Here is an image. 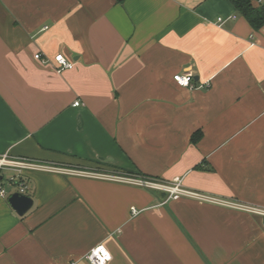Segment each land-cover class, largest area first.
Listing matches in <instances>:
<instances>
[{"label":"crops","instance_id":"0c3cea01","mask_svg":"<svg viewBox=\"0 0 264 264\" xmlns=\"http://www.w3.org/2000/svg\"><path fill=\"white\" fill-rule=\"evenodd\" d=\"M2 155L57 171L23 172V216L0 172V264H264L260 216L81 175L264 208V25L231 0H0Z\"/></svg>","mask_w":264,"mask_h":264},{"label":"built area","instance_id":"2783aa9c","mask_svg":"<svg viewBox=\"0 0 264 264\" xmlns=\"http://www.w3.org/2000/svg\"><path fill=\"white\" fill-rule=\"evenodd\" d=\"M254 1L257 5H262L264 3V0H254ZM218 21L220 22L221 19H218ZM34 58L43 64H51L53 69L57 73H61L65 70L72 69L74 66V63L66 59L62 54L55 55L52 60L43 57L39 53L35 54ZM172 79L173 82L179 87L188 88V89H193L195 87L193 83V75L190 72H186L183 74H175L172 77ZM72 106L79 107L81 106V103L79 101H75L72 104ZM25 170L57 171V169H53L33 162H28L26 160L13 159L8 157L7 155L0 156V172L2 171L13 172V176L10 177L9 181L11 185L17 188L16 193L20 195H25L26 192V184L23 179V172ZM81 175H86L94 179L110 180L114 182L130 184L148 190L164 192L167 194V199L176 200L179 197H190L204 201L222 203L230 207L236 208L238 210L262 217L263 221L261 227L264 233V208L239 204V203L222 202L216 199L205 197L185 189L181 185L180 180H175L172 183L164 184L140 176L135 177V176L120 175V174H107V173H84V174L82 173ZM5 195H6L5 191L0 187V196L5 197ZM131 211H132V215H136L138 213L134 208H132ZM85 258L89 264H108L111 260V256L109 252L101 244L91 248L89 252L86 254Z\"/></svg>","mask_w":264,"mask_h":264},{"label":"trees","instance_id":"16d2710c","mask_svg":"<svg viewBox=\"0 0 264 264\" xmlns=\"http://www.w3.org/2000/svg\"><path fill=\"white\" fill-rule=\"evenodd\" d=\"M231 2L253 29L258 30L264 25V3L257 5L254 0H231ZM198 134H193L194 140Z\"/></svg>","mask_w":264,"mask_h":264},{"label":"water","instance_id":"95a60500","mask_svg":"<svg viewBox=\"0 0 264 264\" xmlns=\"http://www.w3.org/2000/svg\"><path fill=\"white\" fill-rule=\"evenodd\" d=\"M8 202L19 216H23L32 207V200L28 196L18 193L11 194L8 198Z\"/></svg>","mask_w":264,"mask_h":264},{"label":"rangeland","instance_id":"374dc122","mask_svg":"<svg viewBox=\"0 0 264 264\" xmlns=\"http://www.w3.org/2000/svg\"><path fill=\"white\" fill-rule=\"evenodd\" d=\"M1 173L4 176V180H6V182H8L9 177H10L11 174L7 173L6 171H2ZM8 189H9V193L10 194L14 192V189L13 188L8 187Z\"/></svg>","mask_w":264,"mask_h":264}]
</instances>
